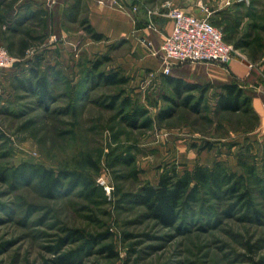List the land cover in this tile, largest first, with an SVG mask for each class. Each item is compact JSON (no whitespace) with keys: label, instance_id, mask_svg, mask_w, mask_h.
<instances>
[{"label":"rangeland","instance_id":"374dc122","mask_svg":"<svg viewBox=\"0 0 264 264\" xmlns=\"http://www.w3.org/2000/svg\"><path fill=\"white\" fill-rule=\"evenodd\" d=\"M64 1L60 13L53 0H19L5 18L6 24L16 26L15 18L26 16L25 10L44 6L50 13L45 30L27 19L21 33L6 32L2 37L6 29L0 24V48L15 59L0 70V168L10 172L36 164L55 171L77 170L85 181L93 183L90 189L66 185L49 198L37 182L16 184L0 178V264H264V134L257 132L261 115L257 113L259 122L253 130L248 115L217 112L224 81L214 79L208 62L171 65L170 73H159L141 71L144 68L130 58L139 57L131 43L100 46L98 50L79 21L64 19L71 0ZM129 2L115 0V4L130 7ZM239 4L241 16L235 13ZM180 7L215 25L239 17L242 32L248 29L250 13L264 14V0H184ZM27 29L46 37L21 56L20 40ZM10 39L15 42L14 50L8 47ZM250 54L241 49L234 58L246 56L252 64L259 62L264 85V51L255 60ZM157 56L165 69L164 59ZM38 57L52 80L51 97L45 102L19 82L28 78ZM105 57L110 59L100 70L123 69L131 78L129 83L111 86L88 77L91 64ZM163 75L205 86L207 92L197 111L193 109L196 103L191 107L178 97L176 104L166 99L174 93ZM232 81L240 83L253 101L257 93L246 87L245 79ZM188 94H193L195 101L201 95L198 89ZM114 95L120 98L117 102ZM132 105L148 112L153 119L151 127L143 126L144 119L137 125L127 121ZM169 106L173 115L158 120L159 112ZM207 143L211 147H205ZM244 145L253 146L251 154L263 177L261 182H253L252 193L253 210H259L261 217L228 192L222 199L206 201L211 206L205 212L214 208L213 213L203 215L200 211L196 219L174 228L157 223L140 204L136 196L140 188L157 184L159 175L172 165L178 170L193 169L198 163L212 166L216 158H223L232 170L243 173L237 156ZM126 192L130 193L127 199ZM74 230L81 235H72ZM100 233L108 234L89 242L92 235ZM109 243L114 245L116 257L103 251ZM68 252H76L78 257L62 259Z\"/></svg>","mask_w":264,"mask_h":264},{"label":"trees","instance_id":"16d2710c","mask_svg":"<svg viewBox=\"0 0 264 264\" xmlns=\"http://www.w3.org/2000/svg\"><path fill=\"white\" fill-rule=\"evenodd\" d=\"M19 0H0V24L5 26V32H2L1 36H6V32L19 34L21 33V26L27 21V19L35 20L37 26L45 30L50 20V13L44 6L40 8H28L25 10L26 16H20L15 18L16 26H9L5 22L7 13L14 11L15 5ZM236 12L241 9V4L235 6ZM69 9V12H68ZM86 6L83 0H71L68 4V8L64 11V19L68 18L72 21L80 22L85 30V33L93 41H105L107 36L97 31L90 23L87 14L81 18V14ZM86 13V12H85ZM231 16V15H230ZM250 22L248 23V29L242 32V22L239 17L225 18L222 21L217 22L224 34V39L227 42L234 44L235 48L245 51H250L251 60L257 58L264 51V14L261 12H252L249 15ZM23 31V30H22ZM24 37L20 40V47L18 50L19 55L24 56L30 46L35 41H42L45 39L46 34H35L34 30L27 29L24 32ZM34 33V34H33ZM10 37V36H7ZM125 40L118 41L111 45L120 47ZM15 42L10 39L8 47L10 50H14ZM110 58L105 57L101 60L93 62L87 71L88 77L97 78L107 85L117 86L125 85L129 83L130 77L121 70L111 69L110 71L100 70V67ZM26 79H21L19 82L24 88L35 91L41 101L45 102L51 97V85L50 72L43 71L41 68L42 61L38 57L37 60L32 62ZM165 82L171 85L173 96L166 97L168 101L176 104V97L183 99L186 105L191 106V103H196L193 109L197 111V105L203 103V97L206 91L205 86L201 84L185 82L180 77H172L163 75ZM91 82V79H89ZM199 90L201 95L199 99L195 101L193 94L186 93ZM176 95V96H175ZM114 101H118L120 98L118 95L112 96ZM125 103H129L126 99ZM192 107V106H191ZM216 111L244 113L248 115L251 120V127L253 130L256 128L259 122L257 112L252 105V96L247 93V90L237 81L224 82L221 86V92L218 94V104ZM173 108L171 106L162 109L157 118L160 121H164L173 115ZM148 112L143 108H138L132 105V110L126 114L128 122L137 125V121L144 119L143 126L146 128L151 127L153 119L147 116ZM205 147H211L210 143L205 144ZM243 152L237 156L238 165L242 169L243 173H238L230 168L226 159L216 158L212 166L196 164L193 169L185 168L184 170H178L177 166L172 165L170 168H166L158 178V183L155 185L145 184L140 188L137 193L139 202L143 205L149 214V217L154 219L157 223L163 227L174 228L176 225L186 223L187 221L194 220L200 214L209 213L207 208L211 205H207L206 202L212 197L222 199L224 194L228 192L234 200L238 203L245 205L249 212L255 211L256 216H262L259 210H253L254 199L253 182L262 181L263 177L258 172V167L255 162V156L251 154L253 149L252 145L242 146ZM131 163V160H127ZM263 173H264V156H263ZM0 178L3 181H14L16 184L21 182H37L40 190L49 198H54L57 193L61 191L66 185L68 187H75L82 185L86 189H90L93 182L85 181L82 174L77 170L63 169L55 171L42 165L25 164L21 167L14 168L10 172H6L5 169L0 168ZM125 198L130 196V193L124 194ZM124 198V199H125ZM137 198V199H138ZM213 210L210 212L213 213ZM213 216V215H212ZM81 235V232L74 230L71 232ZM108 233H100L98 236H91L89 242H93L94 237H104ZM83 235V234H82ZM83 237V236H82ZM103 251H106L109 257H116L117 252L113 244H105ZM76 252H68L63 254L62 259L73 260L78 257Z\"/></svg>","mask_w":264,"mask_h":264},{"label":"crops","instance_id":"0c3cea01","mask_svg":"<svg viewBox=\"0 0 264 264\" xmlns=\"http://www.w3.org/2000/svg\"><path fill=\"white\" fill-rule=\"evenodd\" d=\"M45 1L47 3V0ZM53 1H55V4H59L56 11L62 13L64 8L62 4L65 1ZM83 1L87 8L86 14L92 26L108 38L105 41H93L95 48L98 49L100 46L105 47L125 40L133 45V51L139 53V57L130 56V58L138 63V67L144 68L141 71H145V69H153L159 71V73L164 71V63L157 56L160 54H154V50L157 51L159 49L164 37L172 31L173 21L164 15L150 14L149 12L162 9L166 2L180 6V3L184 2V0H131L129 2L130 7L125 4H115V0ZM149 23L153 24L152 28L149 27ZM144 38L152 43L151 47L143 43L142 39ZM243 58L235 57L227 64L226 68L217 63H209V65L213 69L212 75L215 77L214 79L230 82L234 78L239 77L246 80L247 88L254 89L257 94L253 97L252 105L262 118L257 132L264 134V100L262 98L264 85L261 68L259 67V62L252 64L246 56L245 59Z\"/></svg>","mask_w":264,"mask_h":264},{"label":"built area","instance_id":"2783aa9c","mask_svg":"<svg viewBox=\"0 0 264 264\" xmlns=\"http://www.w3.org/2000/svg\"><path fill=\"white\" fill-rule=\"evenodd\" d=\"M149 13L164 15L173 21L172 31L164 37L159 49L154 50V54H160L164 59L166 73L171 72V65L187 62L228 64L239 53L234 44L224 39L222 29L208 18L197 16L171 2ZM149 27L152 28L153 24L149 23ZM142 41L152 46L148 39ZM14 61L7 49L0 48V70Z\"/></svg>","mask_w":264,"mask_h":264}]
</instances>
